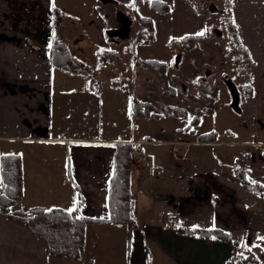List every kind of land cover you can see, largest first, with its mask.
I'll return each instance as SVG.
<instances>
[{
  "label": "crops",
  "instance_id": "crops-1",
  "mask_svg": "<svg viewBox=\"0 0 264 264\" xmlns=\"http://www.w3.org/2000/svg\"><path fill=\"white\" fill-rule=\"evenodd\" d=\"M227 5L254 67L250 95H256L259 80L264 106V0H228ZM53 6L54 0H0V157L18 155L23 179L11 211L36 206L69 211L80 199L82 216L107 218L116 144L137 142L148 165L130 166V234L123 224H87L81 256L71 264H95L84 254L89 245L97 255L99 232L104 240H127L126 264H232L234 253L233 264H264V198L234 178L240 166L249 181L264 184V119L259 118L261 138H255L252 150L217 151L215 157L213 136L200 141L192 131V138L186 133L163 138L142 127L147 122L124 113L131 108L133 116L141 115L132 107L134 98L151 103L138 71L132 89L114 82L112 74L97 79L51 67ZM196 221L204 226L190 224ZM178 228L219 229L231 241L185 235ZM56 260L28 226L0 214V264H61Z\"/></svg>",
  "mask_w": 264,
  "mask_h": 264
},
{
  "label": "rangeland",
  "instance_id": "rangeland-1",
  "mask_svg": "<svg viewBox=\"0 0 264 264\" xmlns=\"http://www.w3.org/2000/svg\"><path fill=\"white\" fill-rule=\"evenodd\" d=\"M150 1L141 0L135 6L141 16L149 17L153 22L154 37L149 42H134L142 28L132 15L134 0H54L55 5L65 11L58 31L71 45L72 54L87 65V70L95 78H104V73L112 74L114 82L133 89L132 75L138 71V81H146L144 89L153 110L149 115L141 113L135 117L129 108L124 113L127 112L130 120L147 122L142 127H151L163 138H174L178 133H186L187 138H192V131L194 137H199L213 130L211 147L217 154L252 150L255 138L260 136L257 128L260 126L259 118L264 119V106L263 101H259L262 97L259 96V80L255 83L256 95L244 91L243 85H252L251 71L254 67L247 53L240 51L228 36L224 20L228 0H159L169 7L162 12L151 8ZM206 3L210 6L204 8ZM210 7L224 11L221 14L211 11ZM119 28L124 29L123 32L115 33L121 30ZM111 30L114 33L109 35ZM79 31H84L86 37ZM199 32H204L205 38L193 40L190 44L186 36ZM107 51L114 54L100 57ZM145 60L162 62L164 76L146 66ZM100 62H103V67L99 66ZM121 77H125V81L121 82ZM227 80L233 82L236 98L228 88ZM198 83L206 84L209 95V89L216 87L213 101L211 97L198 93L195 88ZM194 100H197L195 104ZM192 105L200 108L194 110ZM205 109L207 111L202 112ZM174 224L188 226L189 222L174 221ZM190 224L204 226L201 221ZM99 233L96 241L99 252L94 256L93 246L88 245L85 257L95 264L108 260L126 264L127 240L123 241L124 244L113 237L104 240L102 232ZM56 259L58 263L71 264L70 260Z\"/></svg>",
  "mask_w": 264,
  "mask_h": 264
},
{
  "label": "trees",
  "instance_id": "trees-1",
  "mask_svg": "<svg viewBox=\"0 0 264 264\" xmlns=\"http://www.w3.org/2000/svg\"><path fill=\"white\" fill-rule=\"evenodd\" d=\"M141 0H134L132 15L142 28L138 30V34L134 42H149L153 39V22L151 18L141 16L135 6ZM150 7L159 12L168 10V5L159 0H151ZM230 8L225 11V23L228 30V36L237 45V48L243 53H247L246 49L241 44V40L236 31L235 25L230 19ZM64 13L59 6L52 7V36L49 49V61L52 68H56L74 75H91L87 70V65L77 60L71 52V45L67 43L64 36L59 30V26L63 20ZM114 31H110L113 33ZM189 43L193 40H203L205 37L198 35H188ZM141 38H144L141 41ZM112 56V51L101 53L100 57L106 58ZM103 62L99 66L103 67ZM146 66H150L153 71H158L161 76H164V64L157 60H145ZM136 63L133 62V65ZM125 78V77H124ZM121 77V82L125 81ZM92 79V78H91ZM119 85H122L119 83ZM166 87V86H165ZM171 87L167 85V89ZM198 93L203 97H214L217 93L216 87H213L210 95L208 94L206 84H195ZM246 94H251L253 87L251 84L243 85ZM213 94V96H212ZM145 106V108H143ZM132 107L136 112L145 113L147 107H152V103L143 102L139 99H133ZM178 108V107H177ZM151 109V108H150ZM183 110V108H181ZM174 114V113H173ZM215 132L200 135V141H206L213 136ZM130 166L131 154L129 143H117L113 161V173L109 180L108 188V207L109 216L105 219H92L82 216L79 213L80 199L77 201L76 210L69 214V211L61 208L45 209L39 206L32 207L27 211H11L13 204L21 197L22 194V168L21 161L18 155L7 154L0 157V214L8 218L25 224L29 227L33 235L45 244L46 253L48 256L54 258H63L67 260H77L82 253L84 246V232L85 227L89 223L106 222L115 224H125L130 234L133 225V218L130 213L129 201L132 198V191L130 188ZM234 178L239 184L250 191L262 196L264 198V184L258 182H251L247 179L246 171L240 166L234 169ZM178 232L185 235H199L203 238L216 236L220 239L230 243V236L228 233L222 232L219 229L203 230V229H187L178 228ZM236 253L233 254V260ZM232 260V264H233Z\"/></svg>",
  "mask_w": 264,
  "mask_h": 264
},
{
  "label": "built area",
  "instance_id": "built-area-1",
  "mask_svg": "<svg viewBox=\"0 0 264 264\" xmlns=\"http://www.w3.org/2000/svg\"><path fill=\"white\" fill-rule=\"evenodd\" d=\"M134 114L136 113L134 112ZM129 145L131 154V164L138 165L140 169L145 168L148 165V162L142 145L137 142H130Z\"/></svg>",
  "mask_w": 264,
  "mask_h": 264
},
{
  "label": "water",
  "instance_id": "water-1",
  "mask_svg": "<svg viewBox=\"0 0 264 264\" xmlns=\"http://www.w3.org/2000/svg\"><path fill=\"white\" fill-rule=\"evenodd\" d=\"M105 1V0H104ZM207 7V4H205L204 5V8H206ZM210 10L211 11H217L218 9L217 8H215V7H210ZM219 11V10H218ZM108 33V32H107ZM114 33V32H113ZM109 35H112V33H108ZM226 84H227V86H228V88L230 89V91H231V93L235 96V98H236V88H235V86H234V84H233V82L232 81H227L226 82Z\"/></svg>",
  "mask_w": 264,
  "mask_h": 264
},
{
  "label": "snow or ice",
  "instance_id": "snow-or-ice-1",
  "mask_svg": "<svg viewBox=\"0 0 264 264\" xmlns=\"http://www.w3.org/2000/svg\"><path fill=\"white\" fill-rule=\"evenodd\" d=\"M196 35H198V36H203V35H204V32H199V33H197ZM74 203H75V201H74ZM75 210H76L75 207L69 209V214H71V213H72L73 211H75Z\"/></svg>",
  "mask_w": 264,
  "mask_h": 264
},
{
  "label": "flooded vegetation",
  "instance_id": "flooded-vegetation-1",
  "mask_svg": "<svg viewBox=\"0 0 264 264\" xmlns=\"http://www.w3.org/2000/svg\"><path fill=\"white\" fill-rule=\"evenodd\" d=\"M206 4H207V3H206ZM207 6H210V4L208 3ZM119 29H121V30H120V31L118 30V31L115 32V33L121 34V32H123V30H124V29H122V28H119ZM227 81H229V80H227ZM227 81H226V82H227Z\"/></svg>",
  "mask_w": 264,
  "mask_h": 264
}]
</instances>
